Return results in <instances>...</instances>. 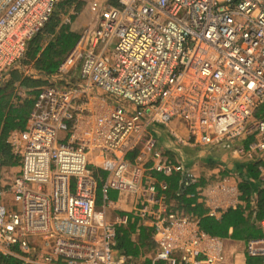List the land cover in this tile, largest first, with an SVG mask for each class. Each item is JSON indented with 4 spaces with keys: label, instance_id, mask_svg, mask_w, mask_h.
I'll list each match as a JSON object with an SVG mask.
<instances>
[{
    "label": "built area",
    "instance_id": "2783aa9c",
    "mask_svg": "<svg viewBox=\"0 0 264 264\" xmlns=\"http://www.w3.org/2000/svg\"><path fill=\"white\" fill-rule=\"evenodd\" d=\"M59 1L0 0V87ZM95 6V25L81 30L39 88L24 130L7 138L18 171L0 176V256L22 264H135L115 248L117 227L135 218L153 230L151 264H223L222 242L158 194L168 185L154 173L177 175V196L197 177L194 160L184 163V153L154 134L185 152H235L256 164L264 186V0ZM92 167L106 173L104 189L134 199L130 214L109 221L97 209ZM233 178L193 195L207 216L240 204ZM258 227L262 236L248 240L245 252L264 258V217Z\"/></svg>",
    "mask_w": 264,
    "mask_h": 264
},
{
    "label": "trees",
    "instance_id": "16d2710c",
    "mask_svg": "<svg viewBox=\"0 0 264 264\" xmlns=\"http://www.w3.org/2000/svg\"><path fill=\"white\" fill-rule=\"evenodd\" d=\"M85 1L60 0L58 2L54 14L43 29L28 43L25 56L20 62L21 68L11 70L0 87L1 167L16 166V160L11 155L7 138L12 131L24 130L39 88L47 83L46 77L55 73L60 62L74 47L79 33L72 27L83 18L81 8ZM65 16L68 18L67 22L64 20ZM26 69H29V72L25 73ZM250 164L247 174L241 176L238 183L239 200L243 206L238 205L235 209L223 210L218 219L207 216L205 206L197 203L194 197H187L200 192L208 181L203 178L196 179L193 184L181 188L182 195L177 196L175 194L179 189L178 177L177 179L175 176L166 177L161 173H154V175L157 180L164 181L168 185L166 193L168 196L171 195V198L178 204V210L197 217L200 229L222 242L223 256L226 257L230 249L239 244L245 247L248 240L262 236L256 223L264 217V186L256 192L255 209H250L252 180L258 179L259 176L256 164ZM100 174L103 175L101 171ZM4 204L11 205L10 196H6ZM152 231V228L138 224L137 219L129 220L126 226L117 227L115 248L120 254L138 260L146 252L154 250ZM133 235L136 236L132 238ZM258 259L260 258H255L254 261L260 264ZM149 263V260L142 262V264ZM0 264L22 263L17 258L0 256Z\"/></svg>",
    "mask_w": 264,
    "mask_h": 264
},
{
    "label": "crops",
    "instance_id": "0c3cea01",
    "mask_svg": "<svg viewBox=\"0 0 264 264\" xmlns=\"http://www.w3.org/2000/svg\"><path fill=\"white\" fill-rule=\"evenodd\" d=\"M103 1V0H102ZM99 0H86L85 1V9L83 11V15L81 20L75 24L72 28L76 30L80 34L81 30L84 29L87 26H93L96 23L98 11L96 8H93L94 5L97 3H102ZM92 9H90V8ZM67 18V17H66ZM65 20V19H64ZM63 20V21H64ZM68 21V18L65 20ZM17 68H21V65ZM16 69V68H15ZM50 76L46 77L48 79ZM154 137H156L159 141V143L167 145L169 148H171L170 151H179L185 154V156L182 158L184 163L186 164H192V160H194V164L190 165L191 171L196 175L197 179L203 178L206 181H208L210 178L211 181L217 180L221 177H225L228 175H232L235 178L234 182L229 180L228 183H232L236 186L238 193H239V199H240V192L238 189V183L240 181L241 176L244 174H247V170L250 164V162L245 161L244 159L240 158L235 152L229 151L225 148H216L215 150H199V151H187L185 152L180 147H177V145L173 139L165 135L164 133H155ZM183 150V151H182ZM181 153V155H182ZM130 158H132V155H129ZM6 168V170H9V167L3 166ZM202 167V168H201ZM10 170H14L13 173L18 171L17 166L10 167ZM94 170V174L97 180V197H96V205L97 209L102 210L104 212L105 217L109 221H113L116 216L122 215V214H130V211L134 207V199L129 196H122L118 194L117 192L113 190H106L103 187V183L106 177V173L99 167H92ZM201 169V170H200ZM103 173V175L100 174ZM3 174V170L0 171V176ZM155 176V175H154ZM175 176L177 179V175H171ZM215 176V177H214ZM237 177V179H236ZM157 179V178H156ZM246 179V177H244ZM159 181V180H158ZM250 192V209H255V203H256V197H257V191L261 188H263V185L259 182L258 179L252 180V187ZM199 193V192H198ZM158 194H163L166 200V205L168 206L169 210L171 211H178L180 213L181 210H178V204L171 198V195L168 196L167 193H162L158 190ZM190 194L189 198L194 197L196 199V202H198L196 196H191ZM224 201L226 199L223 198ZM110 203V204H109ZM239 205H242L243 203L239 200ZM243 206V205H242ZM205 208V207H204ZM207 210V209H205ZM226 210V209H225ZM207 212V211H206ZM184 214V213H183ZM221 213L217 215L215 218H219ZM135 218H131L130 220H134ZM139 224V223H138ZM147 227H150L148 223L141 224ZM258 226V222L256 223ZM136 235H133L132 238H134ZM232 245V244H231ZM153 254V250H150L149 252H146L141 256L138 260L133 259V262L135 264H142L145 260H149V264H151V257ZM258 257H250L245 252V247L239 246L234 247L233 249H230L229 254L224 257V263L223 264H254V259ZM251 259V261H250ZM260 260V264H264V258L258 259ZM255 264H259L255 263Z\"/></svg>",
    "mask_w": 264,
    "mask_h": 264
},
{
    "label": "rangeland",
    "instance_id": "374dc122",
    "mask_svg": "<svg viewBox=\"0 0 264 264\" xmlns=\"http://www.w3.org/2000/svg\"><path fill=\"white\" fill-rule=\"evenodd\" d=\"M100 2L102 1V0H99ZM98 4V3H97ZM86 7H85V4L83 5V7L81 8V13H83V11H84V9H85ZM90 8V7H89ZM93 8H96V6L94 5L93 6ZM90 9H92V8H90ZM71 11V10H70ZM67 18H66V16H65V20H66ZM80 20V19H79ZM67 22V21H66ZM79 22V21H78ZM17 69V68H16ZM29 69H26V71H25V73H27V72H29L28 71ZM202 168V167H201ZM201 170V169H200ZM13 171L14 170H6V168H3V174L1 175L2 176V178L4 179V178H6V176H11V175H13ZM215 177V176H214ZM211 180V178L208 180V182ZM12 203L13 202H11V205H12Z\"/></svg>",
    "mask_w": 264,
    "mask_h": 264
}]
</instances>
